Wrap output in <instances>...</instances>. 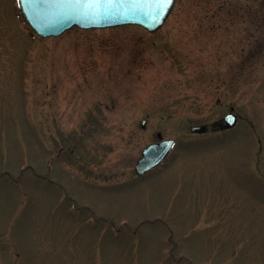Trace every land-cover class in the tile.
I'll return each mask as SVG.
<instances>
[{
    "label": "rangeland",
    "instance_id": "rangeland-1",
    "mask_svg": "<svg viewBox=\"0 0 264 264\" xmlns=\"http://www.w3.org/2000/svg\"><path fill=\"white\" fill-rule=\"evenodd\" d=\"M0 264H264V0L46 39L0 0Z\"/></svg>",
    "mask_w": 264,
    "mask_h": 264
},
{
    "label": "water",
    "instance_id": "water-1",
    "mask_svg": "<svg viewBox=\"0 0 264 264\" xmlns=\"http://www.w3.org/2000/svg\"><path fill=\"white\" fill-rule=\"evenodd\" d=\"M175 2L176 0H127L120 5H105L99 11L106 14L99 15L89 13V10L79 6L61 4L54 0H18V6L23 20L32 32L45 39L59 37L73 28L92 30L132 25L155 33L172 13ZM237 123L238 116L234 113L224 117L226 129L234 128ZM145 125L146 121H142L141 127L144 128ZM207 129V126H193L190 131L204 134ZM174 143V140H166L147 145L135 165L136 174L141 176L161 164Z\"/></svg>",
    "mask_w": 264,
    "mask_h": 264
},
{
    "label": "snow or ice",
    "instance_id": "snow-or-ice-1",
    "mask_svg": "<svg viewBox=\"0 0 264 264\" xmlns=\"http://www.w3.org/2000/svg\"><path fill=\"white\" fill-rule=\"evenodd\" d=\"M54 2L79 6L81 9L89 10V13L106 14L101 13L99 10L103 9L105 5L115 6L124 4L127 0H54ZM170 2V0H168Z\"/></svg>",
    "mask_w": 264,
    "mask_h": 264
},
{
    "label": "flooded vegetation",
    "instance_id": "flooded-vegetation-1",
    "mask_svg": "<svg viewBox=\"0 0 264 264\" xmlns=\"http://www.w3.org/2000/svg\"><path fill=\"white\" fill-rule=\"evenodd\" d=\"M163 163H164V162H163ZM163 163H162V164H163ZM162 164H161V165H162ZM147 174H148V173L144 174V175H143V176H141V177H139V176H138V177H139V178H142V177L146 176Z\"/></svg>",
    "mask_w": 264,
    "mask_h": 264
}]
</instances>
